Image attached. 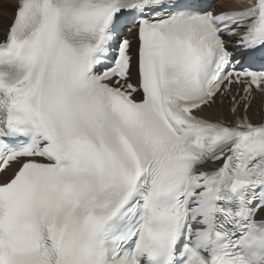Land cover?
<instances>
[{"label":"snow or ice","instance_id":"1","mask_svg":"<svg viewBox=\"0 0 264 264\" xmlns=\"http://www.w3.org/2000/svg\"><path fill=\"white\" fill-rule=\"evenodd\" d=\"M0 27V264H264V0H0Z\"/></svg>","mask_w":264,"mask_h":264},{"label":"bare ground","instance_id":"2","mask_svg":"<svg viewBox=\"0 0 264 264\" xmlns=\"http://www.w3.org/2000/svg\"><path fill=\"white\" fill-rule=\"evenodd\" d=\"M0 38H2V27H0ZM216 110H219L221 113H222V116H216L215 115V111ZM258 109H255V108H252V111L249 113L250 117L252 118L253 122H256L259 120L258 116L256 115V111ZM204 113L208 114L210 116L211 119H217V118H224L226 120H230L231 117L228 113V107L225 105H219V103L214 107L212 108L211 110H206L204 111Z\"/></svg>","mask_w":264,"mask_h":264}]
</instances>
